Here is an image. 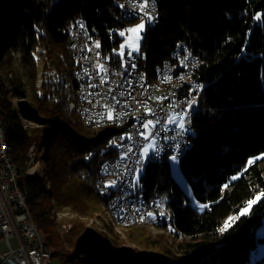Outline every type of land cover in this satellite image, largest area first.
<instances>
[{"label": "trees", "instance_id": "obj_1", "mask_svg": "<svg viewBox=\"0 0 264 264\" xmlns=\"http://www.w3.org/2000/svg\"><path fill=\"white\" fill-rule=\"evenodd\" d=\"M159 14L141 44L147 45L148 68L166 58L179 41L201 60L197 75L204 85L193 116V144L178 167L191 196L204 207L192 204L167 162L147 161L136 185L147 195L168 196L181 235L172 248L138 251L122 243L110 226L108 238L76 221L68 231H57L41 182L61 210L78 217L104 204L97 189L99 163L116 156L115 144L125 127L95 128L80 121L65 27L75 17L83 18L89 33L100 38L104 60L119 67L126 53L117 52L122 40L118 32L131 19L114 0H0V66L11 84L0 87L2 128L8 155L24 177L20 187L52 248L54 264H252L251 253L264 241L254 234L264 217V0H160ZM9 47L22 71L19 85L5 53ZM4 91L22 99L15 108L4 99ZM37 140L42 176L32 177L27 161ZM139 226H129L130 241H138ZM263 258L253 264H264Z\"/></svg>", "mask_w": 264, "mask_h": 264}, {"label": "built area", "instance_id": "obj_2", "mask_svg": "<svg viewBox=\"0 0 264 264\" xmlns=\"http://www.w3.org/2000/svg\"><path fill=\"white\" fill-rule=\"evenodd\" d=\"M116 1L119 5L135 7L141 12V18L150 23V1ZM66 32L69 36L68 46L77 64L79 105L83 115L88 119L111 116L110 122L129 123L126 139L118 144V155L100 162V193L110 197L121 217L151 211L152 218L165 219V202L164 210H156L149 203H128V209H121L120 198L132 195L130 187L134 186L133 174L141 158V148L147 141L140 134L145 131L142 124L148 120L155 124V127L150 129L151 137L155 138V159L158 145L162 141V119L176 117L175 127H169V157H176V153L181 150L183 132H179V119L185 113L187 102L194 96L191 79L196 76L198 69L196 61L193 56L185 55V44L178 43L170 52L171 55H176V63L163 61L156 66L157 82L164 87V94H150L141 84L143 69L140 68V56L131 55L127 59L125 70L115 71L102 60L99 42L89 37L82 19L73 20L66 27ZM167 76H177L180 88L171 89L166 86ZM23 178L18 173H12V167L3 161L0 146V255L12 264H52V253H48L31 234L32 226L26 212L25 191L20 187ZM11 237L15 238L16 247L11 245ZM3 244L7 248L1 251Z\"/></svg>", "mask_w": 264, "mask_h": 264}, {"label": "bare ground", "instance_id": "obj_3", "mask_svg": "<svg viewBox=\"0 0 264 264\" xmlns=\"http://www.w3.org/2000/svg\"><path fill=\"white\" fill-rule=\"evenodd\" d=\"M141 1H150L151 2L149 5V12H151L150 23L146 22L144 19L141 18V12L139 10H136L135 7H126V5H119L116 0H114V3L119 7V9L123 13L124 17L131 19V20L132 19H141L144 21V24L146 25V29H147L145 36L147 38L150 28L155 26L160 19V14H159V1L160 0H141ZM76 18L82 19L85 22V20L81 17H75L73 20H75ZM73 20H71L66 25V27ZM85 25H86V29H87V32L89 34V37L91 39L97 40L99 42L100 50H101V57H102V60L106 64L110 65L113 68V70H115V71H119V70L124 71L126 68V65H127V59L131 55L140 56V68L143 69V71H141V84H142V86L146 89L147 93L164 94V87L161 86L160 84H158V82H157L156 66L162 64L163 61H169V63H176V55H171V53H170L159 64L155 65L153 68H148V66L146 64V57H147L148 49H147V45L145 44V41H144V43H143L144 45H142L141 47L144 49L145 55L141 56V55H137L135 53H131V55L125 54V56L122 59L120 66L115 67V66L109 64L107 61L104 60L102 49H101L100 38L91 35L89 33L88 28H87L86 22H85ZM66 27H65V32H66ZM66 34H67V32H66ZM67 37H68V42H69L68 34H67ZM68 42H67V47L69 49L71 57L73 58L72 52L68 46ZM180 42H182V41L177 42L175 47ZM184 44H185V55L193 56V59L196 61V68L199 69V65L201 64V60H200L199 56L192 51V49L189 47L188 44H186V43H184ZM8 50H11V47H9ZM15 55L16 54H14V56ZM73 60L75 63L74 75H75V80L77 83V86H76L77 112H78V117H79L80 121L85 126L95 127V128L105 126V125H115V126H124L125 127L124 135L115 144L116 145V148H115L116 149V156H117L118 155V153H117L118 144L122 140L126 139L127 134H128L129 123L128 122H125V123L110 122V118L88 119V117H86V115H83V112H82L81 107L79 105L78 80L76 77L77 64H76V61L74 58H73ZM198 69L196 70V73H195L196 76H193L191 79V89L194 90V96H191V98L187 102V105L185 108L186 114L184 113V115H183L184 127L183 128L179 127V132H183V144H182L181 150L176 153L177 162L179 161V159L182 156H184L187 153V151H189V149L192 147V144H193V139H192V134H191L192 129H193V116H194V113L197 110V107L199 105L200 93H201L202 87L204 85V83L199 79V77L197 75ZM11 74H12V72H10L8 74V76L10 77ZM23 81H24V79H23ZM166 86H169L171 89H179L180 88V80L177 78V76H167ZM168 116H170V113H168ZM169 118L170 117H168L167 119H162V132H161L162 141L158 145V152L155 156V159L153 157V150L154 149H152L148 161H154L156 163L161 164V163H165V162L168 163L169 159H171V157H169V127H175V123H169L168 122ZM0 120H1V116H0ZM187 128H188V130H186ZM152 138L153 137H149V140H147L144 143L143 147L141 148V151L145 147V145L147 143H149L150 140H152ZM0 146H1V153L3 156V161L12 167V173H18L19 175L23 176L18 171V169L15 167L14 163L12 162V160L10 159V157L8 155L7 145H6V136H5V133L3 131V128L0 129ZM141 151H140V155H141ZM30 152H31V150H30ZM116 156H114L112 158H115ZM107 158L108 157H103L100 160V162H104L105 159H107ZM34 159H35L34 157H29V159L27 161L28 166L30 164V160H34ZM37 163H38V161H37ZM38 165L39 166L41 165L40 162ZM99 166H100V163H99ZM141 167H142V155H141V158L139 159V162L137 163V169L133 174L134 186L130 187V194H132V195L128 196V198H120L121 209H128V203H132V205H140V204H144V203H149V205L154 207V209H156V210H164V202H165V219H163V218H152L151 217V211H141L139 215L129 216V217L119 216L118 212H117V208H115L112 201H110V197L106 196L103 193H100V190H99V185H100V180H101V174H100V180L98 181V188L97 189H98V193L102 197H104V199H105L104 204H102L104 211H106V214H107L106 217H104L105 220L107 222L111 223V225L113 226V227L111 226L112 229L113 228L118 229V227L126 228V227L133 226V225L148 224V225L158 227V228L168 227L174 233H176V234L178 233V235H179L180 232L177 230V228L175 227V225L173 223V219H174L173 218V211H172L171 206L168 204V196L166 194H156L153 196L147 195V192L145 191V189L143 187L136 185L135 175H136V172L138 171V169ZM143 168H144V166H143ZM31 172L32 171L30 169L28 170V168H27V174L31 175ZM99 173H100V171H99ZM35 175L42 176L40 171H38ZM25 202H26L27 216L29 217V224L32 226L31 227V234H33V236L37 239V242L39 244H41L43 247H45V249L48 251V253H53L52 250L47 246L45 236L42 234L41 230L37 227V225L35 224V222L32 218L29 206L27 204L26 192H25ZM63 216H64V214L60 215L59 212H56L55 210H53L54 219H57L60 221V219H62ZM68 226L70 227L69 224H66L64 222L61 224V227L64 230H66ZM51 263L54 264L52 262V256H51Z\"/></svg>", "mask_w": 264, "mask_h": 264}, {"label": "rangeland", "instance_id": "obj_4", "mask_svg": "<svg viewBox=\"0 0 264 264\" xmlns=\"http://www.w3.org/2000/svg\"><path fill=\"white\" fill-rule=\"evenodd\" d=\"M141 23L144 24V21L141 19H132L130 22H127L125 27L122 28L118 32L119 36L122 38V40L120 42V46L117 49V52L120 55H121V52H123V55H124V53H126V55H129L130 52L135 53L137 55H141V56L145 55V51L141 47V44L143 41V37L145 36V33L147 32L146 25L144 24L143 30H141L139 32V39L138 40L136 39L135 34H133L132 32L129 31L130 29L135 28L136 26L140 25ZM121 32L125 33V35H123V36L120 35ZM133 44L138 45V51L134 50V48L132 47ZM122 45L124 46L123 48H122ZM5 53H7L8 59L10 60V63H11V70H12V72L14 74V78L16 80L15 84L19 85L18 80L21 77L22 71L18 67V64L16 63V58H15L13 52L11 50H6ZM0 65H1V63H0ZM5 84H8L11 86L10 82L3 77L2 67L0 66V87L2 89H4ZM16 85H15V87H16ZM23 89H26V88L23 87ZM24 96L26 97V95H24ZM19 98H20V96H17V95L15 96V95H12L9 91H4V99L6 101L10 102L13 108H15V106H17L20 103V100H22ZM19 122L21 124L26 123V121L24 119H20ZM28 124L30 127H32L35 130V134L40 135L41 130L36 127V124L34 122H30ZM151 141L152 140H150L149 143ZM40 143L41 142L37 140L36 150L34 147H32L31 152L29 151V157L35 158L34 160H30V164L28 166V170L30 169L32 171L31 172L32 177H34L38 171H40V173L42 174V170H41L42 166L38 165L39 162H41L38 158H41V153H42V151L40 149ZM143 150H144V148L141 151L142 167L139 168L138 171L136 172L135 180H137L138 176L143 171V166H144V164L147 163L149 156H150V153L152 151V149H150L148 156H145L143 154ZM34 151H35V154H34ZM255 158H257V157H255ZM255 158H251L250 161L255 159ZM37 161H38V163H37ZM168 167H169L170 175L181 186V188L184 190V192L190 197L192 204L195 205V207L197 209H199V210L202 209L204 207V204L203 205L199 204L191 196L190 186H189L188 182L185 180V178L183 177V175L181 174L179 167H178L177 160L174 162L172 159H169ZM41 182H42V187H44L43 200L47 206L48 216L51 219H53L54 225H55L57 231H59L60 233L68 231L72 226L75 225V221H76V223L77 222L82 223L83 229L88 230L92 234H99V235L105 236V237L107 236V238L110 237V234L108 233V229H110V227L112 225H111V223H109L105 220L104 217H106L107 214H106V211H104L103 205L100 204V202L97 206V210L94 213L87 215V216L78 217L77 214H75L71 211L61 210L59 205L56 202L52 201V199H50L48 197L46 186H45V181L43 180ZM53 210H55L56 212H59L60 215L64 214L63 218L60 219V221L57 219H54ZM63 222L66 224H69L70 227L68 226L67 229L64 230L61 227V224ZM113 229H114L113 231H115V234L118 236L119 240L122 243L131 247L133 250H138V251H142V250L161 251L163 246L165 247V249L172 248V246L175 244V242L179 241V239H180V235L174 233L168 227L158 228V227H154V226H151L148 224H144L142 226L140 225L139 227L135 228L137 230V235L140 234L138 241H137L136 237L132 241L129 240L128 235H127V231L130 230L129 227H126V228L118 227V229H115V228H113ZM254 234L256 237H264V217L262 219V224L254 231ZM10 242H11V245L13 247L17 246L16 240L14 237L10 238ZM148 242H151L152 244L149 246L147 244ZM46 243H47V241H46ZM47 246L52 250V248L48 245V243H47ZM5 248H7V247L5 244H3L1 251L4 250ZM261 255H264V241L258 242L256 248L251 253V263L253 264L256 259L261 257ZM261 261L264 262V258Z\"/></svg>", "mask_w": 264, "mask_h": 264}, {"label": "snow or ice", "instance_id": "obj_5", "mask_svg": "<svg viewBox=\"0 0 264 264\" xmlns=\"http://www.w3.org/2000/svg\"><path fill=\"white\" fill-rule=\"evenodd\" d=\"M143 28H144V24L141 23L140 25L136 26V27L133 28V29H130L129 31L132 32L133 34H135V37H136V39L138 40V39H139V32H140L141 30H143ZM120 35L123 36V35H125V33L121 32ZM97 47H99V45H97ZM123 47H124V46L122 45V48H123ZM132 47L134 48V50L138 51V45L133 44ZM121 55H123V52H121ZM129 55H131V52L129 53ZM100 67L103 68L102 65H101ZM133 67H135V65H133ZM148 112L150 113V112H151V109H149ZM185 114H186V113H185ZM109 118L111 119V116H109ZM168 122H169V123H175V122H177V118H176V117H170ZM142 127L145 129V131L140 133L141 136H143V138H144L145 140H149V137L152 136V133H151L150 129L155 127L154 122H153L152 120H148L147 123L142 124ZM179 127H180V128H183V127H184V124H183V117H181V118L179 119ZM154 147H155V138L153 137V138H152V141H151L150 143H148V144L144 147L143 154H144L145 156H148V154H149V150H150V149H154ZM171 159H172L174 162L176 161V157H175V156L171 157ZM110 186H111V185H110ZM257 199H259V197H258ZM255 202H256L255 200L250 201V202H249V205H248V208L250 209L251 206H252V204H254ZM247 211H248V209H245L244 212L241 213V215L246 214ZM226 227H227V225H226Z\"/></svg>", "mask_w": 264, "mask_h": 264}, {"label": "water", "instance_id": "obj_6", "mask_svg": "<svg viewBox=\"0 0 264 264\" xmlns=\"http://www.w3.org/2000/svg\"><path fill=\"white\" fill-rule=\"evenodd\" d=\"M0 262L3 264H12L9 260L5 259L2 255H0Z\"/></svg>", "mask_w": 264, "mask_h": 264}, {"label": "crops", "instance_id": "obj_7", "mask_svg": "<svg viewBox=\"0 0 264 264\" xmlns=\"http://www.w3.org/2000/svg\"><path fill=\"white\" fill-rule=\"evenodd\" d=\"M0 264H3L2 262H0Z\"/></svg>", "mask_w": 264, "mask_h": 264}]
</instances>
